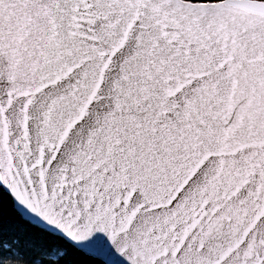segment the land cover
I'll list each match as a JSON object with an SVG mask.
<instances>
[{"label": "snow or ice", "instance_id": "snow-or-ice-1", "mask_svg": "<svg viewBox=\"0 0 264 264\" xmlns=\"http://www.w3.org/2000/svg\"><path fill=\"white\" fill-rule=\"evenodd\" d=\"M0 264H264V0H0Z\"/></svg>", "mask_w": 264, "mask_h": 264}]
</instances>
